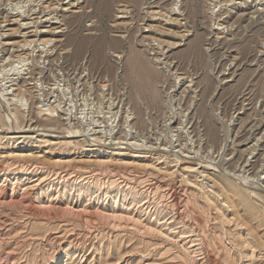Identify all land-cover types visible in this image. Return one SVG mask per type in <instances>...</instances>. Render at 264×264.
<instances>
[{
  "label": "rangeland",
  "instance_id": "374dc122",
  "mask_svg": "<svg viewBox=\"0 0 264 264\" xmlns=\"http://www.w3.org/2000/svg\"><path fill=\"white\" fill-rule=\"evenodd\" d=\"M175 1L0 0V264H264V0Z\"/></svg>",
  "mask_w": 264,
  "mask_h": 264
},
{
  "label": "bare ground",
  "instance_id": "6f19581e",
  "mask_svg": "<svg viewBox=\"0 0 264 264\" xmlns=\"http://www.w3.org/2000/svg\"><path fill=\"white\" fill-rule=\"evenodd\" d=\"M29 1H30V0H29ZM52 1H53V0H52ZM179 1H180V0L175 1V7H176V8H175V7H174V8H175L176 10H177V8H178L177 6H178ZM226 1H227V0H226ZM226 1H225V3L228 2V1H227V2H226ZM231 1H232V0H231ZM15 2H16V1H15ZM27 2H28V1H27ZM32 2H33V1H32ZM13 3H14V2H13ZM21 3H22V2H21ZM60 3H61V2H60ZM182 3H183V1H182ZM223 3H224V2H223ZM227 4H228V3H227ZM247 4H248V3H247ZM70 5H71V3H70ZM173 5H174V4H173ZM217 5H218V4H217ZM6 6H7V5H6ZM17 6H18V5H17ZM180 6H181V5H180ZM40 7H41V6H40ZM46 7H47V6H46ZM19 8H20V7H19ZM33 8H34V7H33ZM172 8H173V7H172ZM182 8L184 9V6H183ZM247 8H248V7H247ZM251 8H252V7H251ZM31 9H32V8H31ZM67 9H68V8H67ZM175 9H174V10H175ZM210 9H212V8H210ZM233 9H234V8H233ZM11 10H12V9H11ZM33 10H34V9H33ZM238 10H240V9H238ZM249 10H250V9H249ZM263 10H264V9H263ZM177 11H178V10H177ZM235 11H236V10H235ZM242 11H243V10H242ZM41 12H42V11H41ZM158 12H159V11H158ZM183 12H184V11H181L180 13H176V15H178V16H182V18H183V16H184V13H183ZM49 13H50V12H49ZM259 14H260V13H259ZM261 14H262V13H261ZM35 15H36V14H35ZM168 15H169V13H168ZM186 15H187V13H186ZM0 16H1V15H0ZM37 16H38V15H37ZM165 16H166V15H165ZM171 16H172V15H171ZM11 17H12V16H11ZM17 17H18V16H17ZM45 17H46V16H45ZM156 17H157V16H156ZM161 17H162V16H161ZM174 17H175V16H174ZM41 18H42V17H41ZM165 18H166V17H165ZM167 18H168V16H167ZM169 18H170V17H169ZM169 18H168V19H169ZM175 18H176V17H175ZM50 19H51V18H50ZM230 19H231V18H230ZM230 19H229V20H230ZM182 20H183V19H182ZM184 20H185V19H184ZM30 21H31V20H30ZM61 21H62V20H61ZM162 21H163V20H162ZM28 23H29V22H28ZM148 26H149V25H148ZM165 26H166V25H165ZM189 26H190V25H189ZM223 26H224V25H223ZM52 27H53V26H52ZM170 27H171V26H170ZM30 29H31V28H30ZM149 29H150V28H149ZM152 29H153V28H152ZM164 29H165V28H163V30H164ZM175 29H176V28H175ZM178 29H179V28H178ZM60 30H61V29H60ZM165 30H167V29H165ZM48 31H49V30H48ZM52 31H53V30H52ZM167 31H168V30H167ZM37 34H38V33H37ZM50 34H51V33H50ZM52 36H53V35H52ZM42 38H43V37H42ZM30 39H31V38H30ZM43 39H44V38H43ZM16 40H17V39H16ZM36 40H37V39H36ZM45 40H46V39H45ZM45 40H44V41H45ZM53 40H54V38H53ZM53 40H52V41H53ZM9 41H10V40H9ZM48 41H49V40H48ZM27 42H28V41H27ZM46 42H47V41H46ZM6 43H7V42H6ZM28 43H29V42H28ZM30 43H31V42H30ZM175 43H177V42H175ZM8 44H9V43H8ZM46 44H48V43H46ZM28 45H29V44H28ZM30 45H31V44H30ZM48 45H49V44H48ZM39 47H40V46H39ZM0 48H1V47H0ZM37 48H38V47H37ZM9 50H10V49H9ZM8 56L10 57V55H8ZM156 56H157V55H156ZM15 58H16V57H15ZM15 58H14V59H15ZM19 60H20V59H19ZM161 60H162V59H161ZM11 61H12V60H11ZM21 61H22V60H21ZM15 62H16V61H15ZM22 62H23V61H22ZM25 62H26V61H25ZM160 62H161V61H160ZM166 62H167V61H166ZM232 62H233V61H232ZM232 62H231V64H232ZM12 63H13V62H12ZM6 64H7V63H6ZM10 64H11V63H10ZM17 64H18V63H17ZM24 65H26V64H24ZM1 66H2V65H1ZM26 66H27V65H26ZM2 67H3V66H2ZM20 67H21V66H20ZM22 67H23V66H22ZM17 68H18V67H17ZM36 68H37V67H36ZM9 69H10V68H9ZM20 70H21V69H20ZM26 70H27V69H26ZM9 71H10V70H9ZM18 71H19V70H18ZM23 71H24V70H23ZM165 71H166V70H165ZM238 75H239V74H238ZM229 77H230V76H229ZM167 79H168V78H167ZM227 80H228V79H227ZM178 82H179V81H178ZM175 83H176V82H175ZM187 83H188V82H187ZM11 114H12V113H11ZM12 115H13V114H12ZM15 118H16V117H15ZM134 119H135V118H134ZM128 121H129V120H128ZM137 121H138V120H137ZM135 122H136V120H135ZM138 122H139V121H138ZM138 125H140V123H139ZM143 126H144V125H143ZM137 127H138V126H137ZM177 134H178V133H177ZM217 137H218V136H217ZM178 139H179V138H178ZM201 141H202V140H201ZM261 142H262V141H261ZM261 146H262V145H261ZM215 148H216V147H215ZM249 152H250V151H249ZM239 154H241V153H239ZM238 156H239V155H238ZM234 157H235V156H234ZM242 160H243V159H242ZM259 164H260V163H259ZM232 192H233V190H232ZM232 192H231V193H232Z\"/></svg>",
  "mask_w": 264,
  "mask_h": 264
}]
</instances>
